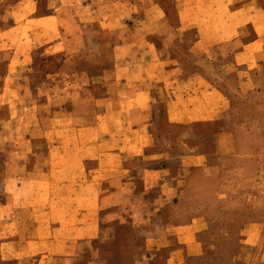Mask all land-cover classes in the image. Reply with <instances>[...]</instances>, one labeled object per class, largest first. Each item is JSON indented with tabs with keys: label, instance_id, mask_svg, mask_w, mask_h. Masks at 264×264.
<instances>
[{
	"label": "crops",
	"instance_id": "0c3cea01",
	"mask_svg": "<svg viewBox=\"0 0 264 264\" xmlns=\"http://www.w3.org/2000/svg\"><path fill=\"white\" fill-rule=\"evenodd\" d=\"M2 1L0 0V55L10 54L4 60L5 69L0 76V96L3 102L13 105L14 101L9 96L26 92L27 88L19 85L20 80L32 73V82L41 78L40 69H32L41 60L37 61V57L35 58L37 53L46 54L49 60L55 56H64L55 73H46V79L53 78L49 86H58L63 82L65 86L76 84L87 89L89 79L96 78V88L93 85L92 89H102L104 94L97 99L99 110H102L97 115V129L104 139L114 136L113 141L125 142L124 148L119 147L108 153V156L118 159L114 173L132 172L126 161L138 159L142 163L140 169L149 179L146 189H159L161 192L160 197L153 202L158 207L157 211L167 206L173 210L169 218L162 219L165 224L161 229L145 228L125 237L116 233L112 238L120 240L116 242L114 253L127 252L129 259L133 255L134 264H186L185 255L196 256L199 251L196 248L192 252L195 245L185 239L188 227L180 224L187 220L197 221L202 213L198 211L187 215L184 207L200 205L202 196L198 194L199 186L207 187L211 184V174H215L216 168L209 159L211 154H216L217 148L205 150L202 146L194 147L178 156L179 161L175 164L151 166L145 160L168 159L164 157L165 154L160 156L147 152L154 143L149 132L153 119L152 109L160 98L164 99L167 122L173 126L212 125L219 121V114L225 110L226 103L222 102L221 93L215 86L214 78L217 75L213 68L218 58L227 59L228 68L231 67V72L226 77L236 76L242 87L253 83L251 78H255L258 93H264V86L258 80L264 78V0H179L177 11L180 21L176 26L167 21L166 12L158 0H15L12 3L6 0L4 5L8 4L7 6H2ZM74 2L75 5H81L80 10H75ZM32 7L34 16L30 17ZM45 23L48 25H44ZM124 28L128 35L121 37L120 30ZM26 30L32 31V38L18 37L14 42L7 36L8 31L24 35ZM92 30H104L110 35L95 41L97 46H107L111 54L108 58L95 57L103 59L102 62L98 60L96 72L90 71L88 65L82 63L83 54L87 56L84 47L93 44ZM108 31L112 33H107ZM191 31L194 32V37L188 44L187 51L195 59L198 57L194 63L198 66L196 69L186 68L184 57L177 48L179 42L184 44L183 39ZM177 33L180 37L174 35ZM27 44L32 46L30 51L34 52L33 56L27 57V54L21 53L19 46ZM122 50L128 53L122 55ZM29 66L31 69H28ZM40 66L42 67L38 65L39 68ZM69 66H72L74 72H69ZM72 78L73 82L69 80ZM57 79L59 81L54 84L53 81ZM41 83L43 84L41 81L38 83L39 93L61 92L55 88L43 89L42 92ZM80 91L83 92L82 89ZM2 108L3 106L0 110ZM17 109L20 107L17 106ZM109 110L112 115L128 111L129 120L118 123L116 118L108 116ZM33 112L35 116L40 115L39 108H35ZM24 121V116L19 113L0 118L5 126L11 125L18 130V148L12 150V156L21 159L27 157L21 147L27 135L22 131L19 133ZM118 124L128 127V134H112V129H115L113 127ZM43 154L45 157L49 152ZM31 155L38 157L42 154L36 150ZM37 167L35 165L34 168ZM43 169L42 166V171ZM10 173L18 172L14 170ZM202 173L211 176L204 180L198 178ZM188 176L195 183L189 187L185 196L184 183ZM12 178L3 183L6 198L0 202V238L10 237L7 232L12 231L19 250L12 258H34L39 264H81L84 250L95 249L89 244L108 233L102 228L99 218L94 229L89 230L84 229L85 223L75 216L74 219L80 224L74 222L65 230L56 226L52 229L55 239L43 241L42 237H50L41 228V221L39 223L40 213L45 208H29L41 207L42 204L38 200L21 199L19 192L23 189V183H20V178ZM98 204L106 205L104 193L102 198L99 197ZM128 219H132V216L129 215ZM60 235L67 240L57 241L56 238H60ZM141 237L146 244L137 258L136 247L132 244L134 239ZM8 245L12 244L0 241L4 259H9L4 248ZM100 261L93 260L88 264H102L103 261Z\"/></svg>",
	"mask_w": 264,
	"mask_h": 264
},
{
	"label": "rangeland",
	"instance_id": "374dc122",
	"mask_svg": "<svg viewBox=\"0 0 264 264\" xmlns=\"http://www.w3.org/2000/svg\"><path fill=\"white\" fill-rule=\"evenodd\" d=\"M9 1L12 3L15 0ZM158 1L166 12L167 21L176 26L180 21L177 11L179 0ZM5 3L6 0H3L2 6L8 5H4ZM73 7L77 11L81 5H75L74 2ZM32 9L33 7L30 17L34 16ZM120 31L121 37L128 35L126 28ZM29 32L26 30L24 35L23 33L17 35L8 31L7 36L10 41L15 42L18 37L32 38V31ZM90 32L94 39L93 44L84 47L87 56L83 54L82 63L88 65L90 71L96 72L99 61H103L97 58H108L111 54L107 46H97L95 41L110 35L104 30ZM174 35L180 37L178 33ZM193 37L194 32H189L183 39L184 44L179 42L177 48L184 57L186 68L196 69L198 66L194 63L198 57L195 59L187 51ZM19 48L27 57L33 56L34 52L30 51L32 46L20 45ZM126 52L128 53L125 50L121 51L122 55ZM9 56V53L0 55V76L1 71L5 69L4 60ZM46 56L35 54L37 61L41 60L32 69H40L41 78H36V81L32 82L33 79L30 77L32 73L20 80L19 85L22 84L27 90L25 93L9 96V99L14 101L13 105L3 102L0 96V107L3 106L0 118L10 114H21L25 121L21 124L22 130H19V133L22 131L27 135V142L21 145L27 157L15 158L12 156V150L18 148L16 142L18 130L0 122V202L6 198L3 183L9 181L10 177L20 178V183H23L21 187L23 189L19 192L21 199L38 200L42 204L41 207L29 208H45V211L40 213L39 223L41 221V228L50 237H42L43 241L55 239L52 230L54 227L59 226L65 230L74 222L79 223L74 219L75 216L80 222L82 220L85 223L84 229L89 230L94 229L99 218L102 228L108 233L89 244L95 249L84 250L81 264H88L93 260H101L102 264H134L133 255H130L129 259L127 252L114 253L116 242L120 238L112 237L116 233H121L120 235L125 237L145 228L161 229L165 224L162 219L169 218L173 210L167 206L157 211L158 207L153 202L160 197L161 192L159 189H146L149 179L140 169L142 163L138 159L126 161L132 172L114 173L113 169L118 159H113L108 153L119 147L124 148L125 142L113 141L114 136L104 139L97 129L95 124L97 115L102 112L99 110L97 99L104 94L102 89H92L93 85L96 88V78L89 79L90 85L87 89L76 84L65 86L63 82L58 86H49L53 78L46 79V73H55L64 56H55L51 60ZM91 56L94 57L90 58ZM38 65L42 67L39 68ZM69 67V72H74L72 66ZM213 69L217 75L214 78L215 86L221 93L222 102L226 103L225 110L219 114L220 120L212 125L173 126L167 122L164 99L160 98L152 109L153 119L149 132L154 143L147 152L160 156L165 154L164 157L168 159L145 161L157 167L171 165L179 161L178 156L191 151L190 149L194 147L202 146L205 150L216 147V154H211L209 159V162L215 165V174L198 175V178L203 180L212 177L210 186H199L198 194L202 196L200 205L184 207L187 215L198 211L202 213L199 220H187L180 224L188 227L185 239L195 245L192 252L196 248L199 251L196 256L185 255L186 264H264V93H258V82H255V78H251L253 83L242 87L236 76L226 77L231 72L227 59L218 58ZM69 80L73 82L74 78ZM258 80L261 86H264V78ZM1 81L0 78V84ZM40 81L44 84L41 83L42 92L43 89L54 88L61 92L39 93L37 88ZM57 81L59 79L53 83L56 84ZM17 106L20 107L19 110ZM35 108L40 109V115H33ZM108 112L110 113L108 116L116 118L118 123L121 120H129L128 111H122L120 115L116 113L112 115L110 110ZM113 128L115 129H112V134L119 132L128 134L126 130L128 127L118 124ZM36 150L43 156L31 155ZM165 151L167 153H164ZM46 152L49 154L44 157L43 153ZM35 165L38 167L34 168ZM14 170L18 173L11 174L10 172ZM185 181L183 191L187 196V191L194 181L189 176ZM103 193L106 205L101 206L98 200L99 197L102 198ZM129 215L132 219H128ZM7 233L10 237L0 238V241L12 244L4 247L6 257L9 259H4L0 250V264H39L34 258L26 260L12 258L19 250L12 231ZM59 237L56 238L59 242L67 240L61 238V235ZM134 240L132 245L136 247L139 258L140 250L142 248L144 250L146 241L142 237Z\"/></svg>",
	"mask_w": 264,
	"mask_h": 264
}]
</instances>
